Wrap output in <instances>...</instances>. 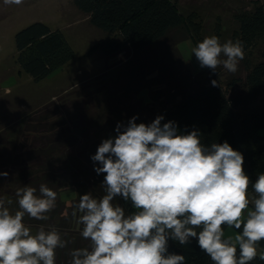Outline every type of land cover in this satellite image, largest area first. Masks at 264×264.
<instances>
[{"label": "clouds", "instance_id": "1", "mask_svg": "<svg viewBox=\"0 0 264 264\" xmlns=\"http://www.w3.org/2000/svg\"><path fill=\"white\" fill-rule=\"evenodd\" d=\"M24 0H4L21 5ZM201 68L235 73L245 57L240 40L206 36L191 48ZM213 87L218 86L212 80ZM118 123L115 137L102 140L91 156L94 171L105 174L104 194L80 195L72 216L89 246L70 252V264H185L169 251V241L196 240L213 264H251L264 241V173L253 182L244 157L227 142L205 145L201 133L181 132L174 121ZM8 172H0L7 177ZM251 188V194L249 189ZM13 201L0 196V264H56V250L69 241L55 226L33 233L25 216L47 221L57 192L46 184L25 185ZM121 198L131 211L115 202ZM79 214V215H78ZM225 228L234 229L226 235Z\"/></svg>", "mask_w": 264, "mask_h": 264}, {"label": "rangeland", "instance_id": "2", "mask_svg": "<svg viewBox=\"0 0 264 264\" xmlns=\"http://www.w3.org/2000/svg\"><path fill=\"white\" fill-rule=\"evenodd\" d=\"M174 1L183 24L169 29L146 49L105 59L96 45L109 36L91 25L72 0H24L21 5L0 0V153H17L11 145L32 135L33 127L40 131L45 124L61 139L56 146L37 151L39 160L32 155V164L24 171L5 179L0 196L13 201L9 207L14 212L17 188L30 185L39 194L43 183L57 192L56 206L47 213V221L25 216L33 233L42 224L55 226L69 241L67 247L56 250V264H70L73 249L89 246L72 212L80 195L99 198L104 194L103 186L92 180L94 167L99 165H94L91 156L102 140L115 137L116 125L127 124L133 116L137 123L146 124L158 115L165 119L168 110L196 88L210 87L212 80L225 86L235 77H244L256 61L253 48L235 73L223 66L213 72L200 67L191 48L212 35L221 43L236 41L240 18L264 7V0ZM35 21L59 30L74 51L73 59L38 81L18 66L14 42L16 32ZM244 108L249 112L264 109V96L257 95ZM18 163L14 160L8 167L22 170ZM115 202L122 205L120 198ZM234 231L225 230L226 235Z\"/></svg>", "mask_w": 264, "mask_h": 264}, {"label": "trees", "instance_id": "3", "mask_svg": "<svg viewBox=\"0 0 264 264\" xmlns=\"http://www.w3.org/2000/svg\"><path fill=\"white\" fill-rule=\"evenodd\" d=\"M72 2L88 17L91 25L109 36L96 45L105 59L127 50L137 52L146 49L169 29L185 21L174 0ZM237 40L243 42L245 53L253 52V48L257 50L256 61L245 71L244 77H235L225 86L202 85L196 88L168 110L162 123L174 121L185 133L198 130L205 145L227 141L243 154V168L254 182L260 173H264V109L256 108L249 112L244 104L257 95L264 96V7H257L240 18ZM14 42L18 66L34 81L44 79L74 58V51L63 34L39 21L16 32ZM42 128L38 131V127H33L29 130L33 137L27 135L18 139L19 143L12 144L17 153H0V172L9 173L6 178L0 177V187L5 179L10 180L16 172L24 171L27 165L32 164V155L39 156V160L41 157L37 151L54 147L61 140L48 130L46 124ZM12 158L20 161L18 164L22 170L15 165L8 167L14 161ZM104 175L93 171L91 176L92 180L102 184ZM251 191L250 188V194ZM120 201L127 211H131L129 204L121 198ZM169 251L184 255L185 264H213L195 239L184 246L170 240ZM258 251L264 252V241L260 242ZM251 264H264V260L258 255Z\"/></svg>", "mask_w": 264, "mask_h": 264}]
</instances>
